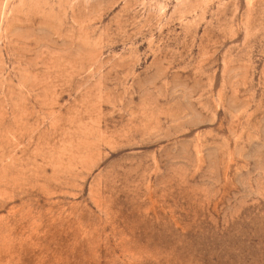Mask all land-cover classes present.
Returning <instances> with one entry per match:
<instances>
[{
  "label": "rangeland",
  "instance_id": "1",
  "mask_svg": "<svg viewBox=\"0 0 264 264\" xmlns=\"http://www.w3.org/2000/svg\"><path fill=\"white\" fill-rule=\"evenodd\" d=\"M0 264H264V0H0Z\"/></svg>",
  "mask_w": 264,
  "mask_h": 264
}]
</instances>
